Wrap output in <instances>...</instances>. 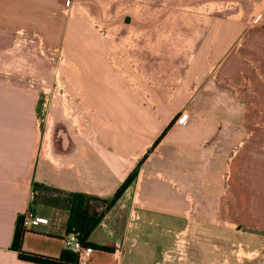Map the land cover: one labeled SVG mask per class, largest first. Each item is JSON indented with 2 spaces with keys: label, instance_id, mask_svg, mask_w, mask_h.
I'll use <instances>...</instances> for the list:
<instances>
[{
  "label": "crops",
  "instance_id": "1",
  "mask_svg": "<svg viewBox=\"0 0 264 264\" xmlns=\"http://www.w3.org/2000/svg\"><path fill=\"white\" fill-rule=\"evenodd\" d=\"M163 1L76 0L88 12L69 19L55 33V44L78 70L66 83L81 91V106L93 122L87 129L48 134L39 123L46 105L40 92L16 76V55L26 49L12 43L18 35L45 43L55 25L47 12L59 14L64 0H0V264H36L11 249L22 214L47 223L24 233L21 249L57 258L65 249L73 197L111 201L134 170L135 178L113 204L95 205L103 216L85 241L94 249L86 264H176V238L203 237L205 229L221 233L217 215L224 213L232 214L234 227L251 228L260 219L264 230V173L258 180L253 172L260 143L251 135L255 131L243 129L241 140L234 125L203 129V103H212L205 115L255 116L256 70L247 75L250 89L241 91L239 81V26L234 21L237 40L219 58L222 47L212 45L218 31L207 28L209 15L127 10L157 9ZM253 33L248 49L255 44ZM22 65L27 68L26 61ZM260 66L264 71V59ZM182 114L185 124L175 122L143 160L163 128ZM95 118L103 120L97 124ZM229 134L230 141L224 140ZM225 189L230 205L220 200Z\"/></svg>",
  "mask_w": 264,
  "mask_h": 264
},
{
  "label": "rangeland",
  "instance_id": "2",
  "mask_svg": "<svg viewBox=\"0 0 264 264\" xmlns=\"http://www.w3.org/2000/svg\"><path fill=\"white\" fill-rule=\"evenodd\" d=\"M68 1L70 2L69 4ZM75 1L74 7L72 2ZM147 1V0H146ZM261 0H164L163 4L157 9H148L146 6H130L128 13H148V14H164L170 13L175 15L192 14L195 16L209 15L207 28L218 31L217 35L212 38L213 44L222 47L219 52V58H224L230 52L233 40H237L232 34V27L235 21L239 26L240 40L239 50L241 51V74L239 81L241 91L250 89L247 75L251 73L252 68L256 70L254 86L257 90L255 104L252 105L255 116L250 118L232 119L230 117L219 118L218 115H205V110L212 108V103H203V129H241L240 139L245 137L243 129H253L255 139L258 143L255 147L256 157L255 169L258 172L257 179L262 180L264 173V158L260 157V153L264 152V137L261 131H264V103L260 100L259 93L264 94V71L260 66V60L264 59V17L262 13ZM259 2L260 5H257ZM59 14L47 12L48 20L55 21L54 30L51 32L45 43L40 42L38 38L24 37L18 35L13 40V45L20 42V46L26 49L25 54H17L15 62L17 65L16 76L24 77L33 82V88L40 92L41 99L46 105L42 106L43 112H39V123L41 129L51 134L55 129H87L88 123L93 118L88 117V109L81 106V91H72L71 87L66 83L67 79L72 78V73H78V70L71 69V60L66 54L62 46L55 44V33L61 34L65 30L66 23L77 15L87 13V7L78 4L76 0H64L63 7L60 8ZM58 16L55 20V16ZM211 15L214 20L211 19ZM243 19V20H242ZM242 20V21H240ZM239 21V22H237ZM53 24V23H50ZM167 25V23H161ZM211 26V27H210ZM253 33L254 47L248 49L249 32ZM59 34V35H60ZM54 36V38H53ZM0 40H2L0 38ZM2 45L4 43H1ZM47 48V49H46ZM23 57L25 60L21 59ZM26 61V69L21 66ZM12 62V60L10 61ZM30 67L28 68V66ZM248 65V67L246 66ZM252 79V77H251ZM253 80V79H252ZM83 88L80 87V90ZM251 96V94H249ZM249 96V97H250ZM80 99V100H79ZM252 101V100H251ZM211 104V105H210ZM103 119L95 118L97 124ZM187 116L180 115L175 118L178 125L185 124ZM174 122V123H175ZM170 122L163 128L155 142L165 136L168 130L174 125L169 126ZM239 126V127H238ZM166 132L164 133V131ZM230 134L225 136L224 140L230 141ZM154 142V143H155ZM147 151L144 159L154 150L155 145ZM223 187L228 185L226 174ZM223 194L224 201L230 205L231 194L226 192ZM229 194V195H227ZM228 196V197H227ZM225 203V204H226ZM227 205V204H226ZM230 207V206H229ZM230 209V208H229ZM232 214L224 213L217 215V222L223 221L222 232H216L211 229L203 230L201 235L178 236L174 246L173 255L176 256V264H264V230L260 224L253 223L251 228L239 224L234 227L232 222ZM262 217V215H261ZM233 225V228H232ZM255 225V227H253ZM216 238V239H215Z\"/></svg>",
  "mask_w": 264,
  "mask_h": 264
},
{
  "label": "trees",
  "instance_id": "3",
  "mask_svg": "<svg viewBox=\"0 0 264 264\" xmlns=\"http://www.w3.org/2000/svg\"><path fill=\"white\" fill-rule=\"evenodd\" d=\"M174 122L175 119L170 122L166 130L170 126H172ZM166 130L164 131V133L166 132ZM158 141L159 139L155 142V144ZM136 172L137 171L134 170L129 175V177L125 180L121 187H119L111 201L99 200L97 198L87 197L83 194H76L73 197L66 234H77L82 243L86 247H89L90 245L85 243V241L88 238L90 232L98 225L103 216V213H100L96 210L95 205L100 203L108 208L111 204H113L119 198L121 193L129 186L131 181L135 178ZM19 220L20 217L17 220V228L13 236L11 249L17 253L20 260L36 264H79L77 262L76 255L66 249H64L61 252L60 256L57 258L45 257L24 252L21 249L23 233L19 228ZM101 249L108 252L112 251V249L106 247H102Z\"/></svg>",
  "mask_w": 264,
  "mask_h": 264
},
{
  "label": "built area",
  "instance_id": "4",
  "mask_svg": "<svg viewBox=\"0 0 264 264\" xmlns=\"http://www.w3.org/2000/svg\"><path fill=\"white\" fill-rule=\"evenodd\" d=\"M70 2L68 1L67 4ZM47 220L43 217L34 215L31 212H25L20 216L19 228L22 233L30 231L32 228L46 224ZM64 248L77 257L79 264H86L88 257L93 253L94 249L89 246L86 247L79 239L77 234L69 233L64 237Z\"/></svg>",
  "mask_w": 264,
  "mask_h": 264
}]
</instances>
